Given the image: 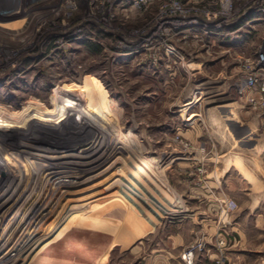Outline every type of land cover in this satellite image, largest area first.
I'll use <instances>...</instances> for the list:
<instances>
[{
  "label": "rangeland",
  "instance_id": "rangeland-1",
  "mask_svg": "<svg viewBox=\"0 0 264 264\" xmlns=\"http://www.w3.org/2000/svg\"><path fill=\"white\" fill-rule=\"evenodd\" d=\"M173 4L200 22L165 27ZM262 57L264 0H0V264L7 246L12 264H132L141 238L177 227L168 211L224 219L264 199L238 140L264 133ZM61 95L103 103L68 112ZM244 161L261 190L237 172L223 185Z\"/></svg>",
  "mask_w": 264,
  "mask_h": 264
},
{
  "label": "crops",
  "instance_id": "crops-1",
  "mask_svg": "<svg viewBox=\"0 0 264 264\" xmlns=\"http://www.w3.org/2000/svg\"><path fill=\"white\" fill-rule=\"evenodd\" d=\"M23 10L26 11L28 9ZM213 41L214 40L209 41L211 46L215 45ZM244 42L245 41L239 42L240 44H233L231 40H225L222 44L232 51V49H242L245 44ZM216 96H218V94H209L206 99L210 101L216 98ZM95 99L96 97L92 99L88 97L86 100L87 103L83 106V110H86V112L89 111L90 114H98V108H100L103 102H99ZM189 103L191 102H186L184 106L188 107L187 104ZM91 105H95L96 110H94ZM231 118L234 119L232 116ZM224 119L226 121L225 123L228 124L229 122H227V120L229 119H227L226 116ZM234 123L237 124L238 122ZM243 133L244 134L241 132L238 137L241 146L247 147L252 155L256 154L255 162L264 167V162L260 160L263 158L261 156H264V133H256L250 125L245 127ZM145 168L146 166L143 168L140 166L137 167L133 173L135 174L134 177H136V173L141 174ZM241 168L247 176L241 171ZM233 172H237L241 179L252 184L253 188H251V190L258 191L263 188L262 185L264 180L262 184L260 181L255 182L254 173H252L250 166H248L245 161L240 163L239 166L232 163L227 168L224 169L223 167L221 169V177L224 179L222 181L223 185L224 182L227 186L229 185L228 183L231 181L230 174ZM218 183H220V181ZM254 185H256V187H254ZM228 190L230 192L232 191L231 188H228ZM248 205L249 206L246 207L248 209L247 211L245 210L246 208H244L242 212L239 211L236 215H226L224 219L222 218L223 216L220 217V215L198 216L187 213L179 216L181 212L180 208L168 211V216L173 217L177 215V217H181L178 219L179 224L177 227L174 228V230L172 229L173 232H169L168 235H166L168 231L166 232L164 228L158 230L157 227L158 231L152 230L148 233L146 238H141L143 240L140 244L146 243V246L138 248L136 261L132 264H184L182 254L192 242L195 236L194 232L197 228L202 229L204 232L203 239H205L208 244V251L197 256L196 264H212L213 259L217 255L216 242L218 239L222 238L227 241V246L224 249V256L227 264H264V210L262 208L264 199L256 197L250 200ZM225 211L231 212L226 209ZM253 211H256L257 214H253Z\"/></svg>",
  "mask_w": 264,
  "mask_h": 264
},
{
  "label": "built area",
  "instance_id": "built-area-1",
  "mask_svg": "<svg viewBox=\"0 0 264 264\" xmlns=\"http://www.w3.org/2000/svg\"><path fill=\"white\" fill-rule=\"evenodd\" d=\"M151 1H153V0L145 1V2H143V0L133 1V7L134 8H139V7L143 6V5L148 4ZM172 1H174V0H172ZM227 7H228V5H227ZM227 7H225V8H227ZM172 12L177 14L178 17H176V20H174L175 18H171V19L170 18H166L164 20L165 23L167 21H171L173 23H175V22L182 23V21L179 22L180 20H183V22L184 21H186V22L189 21V22H192V23L195 22L196 24H198L200 22L198 17H196L195 15H191L188 12V10H184L182 8L178 10V7L175 4H173ZM217 25L219 27H221L220 24H216V23H214L213 26H211V27L212 28H214V27L219 28ZM194 26H196V25L191 24L190 27H194ZM184 28H181V29H184ZM186 28H188V27H186ZM261 60L264 61V58L262 57ZM262 90L264 91V88ZM235 208H236V203L234 201L228 202L226 204V206H225L226 210H233ZM226 246H227V241L225 239L222 238V239H218L217 240V242H216L217 255L213 259V263L212 264H224V249H225ZM207 251H208V244L205 241V239L201 238L200 240L195 241L191 246L186 248V250L182 254V260H183L184 264H196L197 256L199 254H204Z\"/></svg>",
  "mask_w": 264,
  "mask_h": 264
},
{
  "label": "bare ground",
  "instance_id": "bare-ground-1",
  "mask_svg": "<svg viewBox=\"0 0 264 264\" xmlns=\"http://www.w3.org/2000/svg\"><path fill=\"white\" fill-rule=\"evenodd\" d=\"M133 1H136V0H133ZM145 1H150V0H143V2H145ZM67 6V5H66ZM180 21H182V20H180ZM188 24V22H186V21H184L183 22V24ZM183 24L181 25H178L177 27H174V23L173 22H171V21H167L166 22V27L168 26V27H170L171 28V30L172 29H178V28H180L181 26H183ZM195 25H197V24H195ZM150 43H152V42H150ZM58 44L59 45H61V43L60 42H58ZM59 102H61V109L63 110V108L65 109V110H67L68 112H76V111H79L81 114H83L82 113V111H80V110H83L82 109V105H80L79 104V102H78V100L77 99H72V100H70V101H68V100H64L63 99V97H62V95H61V97L59 98ZM60 112V111H59ZM48 116V115H47ZM51 122H67V121H65V119H61L59 116H53V118H52V120H51ZM79 122H86V126L87 127H92V126H95V122H96V118L93 116L92 117V115L91 116H86V117H84V118H81L80 119V121ZM40 125H43L42 124V122L41 123H39ZM66 124V123H65ZM64 124V125H65ZM47 125V124H46ZM52 126H53V124H52ZM51 125H49L48 127L49 128H51L52 127ZM86 127V128H87ZM39 128H40V126H39ZM38 128V129H39ZM89 136V135H88ZM8 246L7 247H5V249H4V253H5V255H4V258H3V263L4 264H12V258L13 257H16L17 256V254L14 252V251H12V249L11 248H8ZM86 252V251H85ZM54 253V252H53ZM53 253H52V255H53ZM91 253V252H90ZM52 255L51 256H49L46 260H45V262L48 260V259H50L51 257H52ZM45 264V263H44Z\"/></svg>",
  "mask_w": 264,
  "mask_h": 264
}]
</instances>
